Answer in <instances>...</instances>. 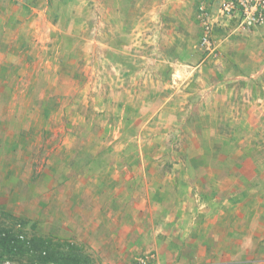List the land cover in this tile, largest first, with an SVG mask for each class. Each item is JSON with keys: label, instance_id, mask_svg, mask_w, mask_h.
Masks as SVG:
<instances>
[{"label": "rangeland", "instance_id": "obj_1", "mask_svg": "<svg viewBox=\"0 0 264 264\" xmlns=\"http://www.w3.org/2000/svg\"><path fill=\"white\" fill-rule=\"evenodd\" d=\"M245 10L0 0V230L22 248L0 264H42L40 239L56 251L46 264H166L155 245L195 240L210 260L221 214L254 205L243 183V207L227 205L239 188L207 189L199 172L242 154L264 167V21L245 22L264 14ZM249 245L237 257L264 264V242Z\"/></svg>", "mask_w": 264, "mask_h": 264}, {"label": "crops", "instance_id": "obj_2", "mask_svg": "<svg viewBox=\"0 0 264 264\" xmlns=\"http://www.w3.org/2000/svg\"><path fill=\"white\" fill-rule=\"evenodd\" d=\"M240 154V153H239ZM255 155H241L240 163L237 165L236 170L227 169L223 170L217 167H202L203 171L199 173H206V177L202 180V186L208 188H212L216 183H226L233 184L239 188L237 191L236 188L231 195L232 201L231 207L234 206H242V199H240V194L243 187L241 183L247 186L246 193L251 195L250 198L253 201L254 207L251 209H247L245 212V216L243 214L240 215V211H235V215H223L221 214L220 228L218 231H213L211 234L207 235L208 237H215L216 242L213 243V250L210 251L209 258L201 259L202 250L200 248L198 241H193L190 245H184L182 248H171L172 252H166L164 249H159L157 245H155L156 249L161 255L164 256V260L166 264H196L201 261H212L213 264H254L255 261L252 258L247 259L243 256L237 257L239 254L248 255L251 253L250 245L251 241L253 243L264 242V167L257 166L254 161ZM202 170V169H200ZM223 179V180H220ZM245 187H243V190ZM222 192V190L220 191ZM222 195H217L213 198L215 201L218 200L219 204H223V199L220 198ZM221 206V209H225ZM237 216V218H235ZM246 221L248 223L247 228L244 230L242 225L239 228L235 227L236 221ZM225 223L230 228L224 229ZM199 238L202 243L204 242V235H201L200 232ZM220 233V237H219ZM156 244V242H155ZM187 249V250H186ZM212 251H214L212 253ZM254 252V251H253ZM229 254L234 256L232 261H226L228 258L224 259L223 254ZM233 254V255H232Z\"/></svg>", "mask_w": 264, "mask_h": 264}, {"label": "trees", "instance_id": "obj_3", "mask_svg": "<svg viewBox=\"0 0 264 264\" xmlns=\"http://www.w3.org/2000/svg\"><path fill=\"white\" fill-rule=\"evenodd\" d=\"M10 232L11 231L9 230H0V250H3L4 254L6 255H14L16 252H19L20 249H22L20 245L18 246L17 244V237L15 236V238H12L13 236L10 235ZM30 245H33V249L35 251H39L41 253L40 255H38L40 263L46 264L54 260L56 251L51 249V243L40 239L39 242L32 241ZM22 252L23 254L25 253L23 250ZM33 252L34 251L32 250V253Z\"/></svg>", "mask_w": 264, "mask_h": 264}, {"label": "built area", "instance_id": "obj_4", "mask_svg": "<svg viewBox=\"0 0 264 264\" xmlns=\"http://www.w3.org/2000/svg\"><path fill=\"white\" fill-rule=\"evenodd\" d=\"M246 2V7L249 9V13L247 12V10L244 11L245 14L249 15H254L255 13L258 15H262L264 14V0H245ZM240 5H243L242 2H240ZM229 7L227 6L225 9H228ZM253 21H259V22H263L264 21V17H260V18H254L251 16H247L245 19V22H253ZM208 29V28H207ZM201 44L203 46L209 47L210 43L209 40L206 36H203V38L201 39Z\"/></svg>", "mask_w": 264, "mask_h": 264}]
</instances>
